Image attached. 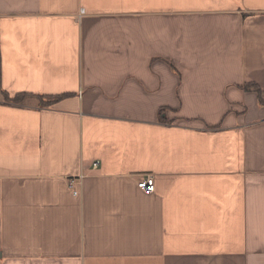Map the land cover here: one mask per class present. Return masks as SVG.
Listing matches in <instances>:
<instances>
[{"label": "crops", "instance_id": "crops-1", "mask_svg": "<svg viewBox=\"0 0 264 264\" xmlns=\"http://www.w3.org/2000/svg\"><path fill=\"white\" fill-rule=\"evenodd\" d=\"M260 96L264 0H0V264H264Z\"/></svg>", "mask_w": 264, "mask_h": 264}, {"label": "built area", "instance_id": "built-area-1", "mask_svg": "<svg viewBox=\"0 0 264 264\" xmlns=\"http://www.w3.org/2000/svg\"><path fill=\"white\" fill-rule=\"evenodd\" d=\"M83 14H84V11L82 10L81 15ZM98 164L99 163L97 162L93 166L97 168ZM138 186L146 194H152L156 190L155 180H154V177L152 176L145 177L142 181L139 182ZM71 188H73V184L71 185ZM78 194H79L78 191L74 190V195L78 196Z\"/></svg>", "mask_w": 264, "mask_h": 264}, {"label": "trees", "instance_id": "trees-1", "mask_svg": "<svg viewBox=\"0 0 264 264\" xmlns=\"http://www.w3.org/2000/svg\"><path fill=\"white\" fill-rule=\"evenodd\" d=\"M246 90H251V87H248V88L246 87ZM258 93L261 94L259 90H258ZM25 97L26 96H18L14 100L16 102H19ZM67 97H68V95H63V96H59V97H55V98H51V97H38V98L41 101L42 106H52V105L56 104L57 102L63 100L64 98H67ZM260 101L262 104H264L263 96H260Z\"/></svg>", "mask_w": 264, "mask_h": 264}, {"label": "rangeland", "instance_id": "rangeland-1", "mask_svg": "<svg viewBox=\"0 0 264 264\" xmlns=\"http://www.w3.org/2000/svg\"><path fill=\"white\" fill-rule=\"evenodd\" d=\"M23 99H25V98H23ZM23 99H22L21 101H19V102H22V101H23Z\"/></svg>", "mask_w": 264, "mask_h": 264}]
</instances>
